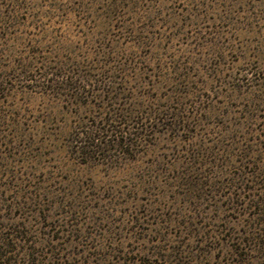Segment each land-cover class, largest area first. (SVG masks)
Listing matches in <instances>:
<instances>
[{
    "label": "rangeland",
    "instance_id": "rangeland-1",
    "mask_svg": "<svg viewBox=\"0 0 264 264\" xmlns=\"http://www.w3.org/2000/svg\"><path fill=\"white\" fill-rule=\"evenodd\" d=\"M260 199L264 0H0L9 258L264 264Z\"/></svg>",
    "mask_w": 264,
    "mask_h": 264
},
{
    "label": "trees",
    "instance_id": "trees-1",
    "mask_svg": "<svg viewBox=\"0 0 264 264\" xmlns=\"http://www.w3.org/2000/svg\"><path fill=\"white\" fill-rule=\"evenodd\" d=\"M64 77L66 78V76H63V78ZM114 117L115 118L112 120V122H117L121 126V123H120L121 119H118L119 121H117L115 120L117 119V117L116 116ZM118 133L120 134L114 135L113 132H110L109 136H105V137H108V140L105 142H102L105 139V138H102L103 136L96 135V132H88L84 135V137H82V140H80V143L82 145L80 147L84 151L89 150V149H93L94 151H97V150H100L101 146L103 145H104L103 147L105 148H108V147L110 148L111 144H110L109 139L112 136L114 137V140H112L111 143H113V145H115L116 147L132 146L133 140L129 139L130 134L125 133L123 131H120ZM132 135L136 136L135 134H132ZM139 135L143 136L142 133L141 134L139 133ZM119 138L121 141L119 140ZM253 209L256 210V212L252 214L253 219H254L253 221L254 225L259 226V227H264V199H260L258 203H255ZM246 242L252 245L251 249H253L254 252L258 255L255 257L257 261H264V234L263 235L252 234L251 238H248ZM4 247L5 249H8L7 244H5ZM9 253H10L9 250L2 251V248H0V264H18L17 260L13 261V259L7 256V254ZM248 261L249 260L244 259L243 256H240V259L236 261V264H248Z\"/></svg>",
    "mask_w": 264,
    "mask_h": 264
}]
</instances>
